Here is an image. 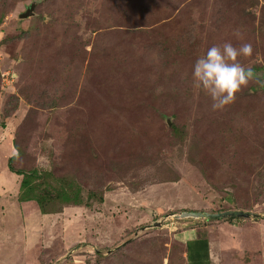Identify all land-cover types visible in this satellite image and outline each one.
I'll list each match as a JSON object with an SVG mask.
<instances>
[{
  "label": "rangeland",
  "instance_id": "obj_1",
  "mask_svg": "<svg viewBox=\"0 0 264 264\" xmlns=\"http://www.w3.org/2000/svg\"><path fill=\"white\" fill-rule=\"evenodd\" d=\"M1 15L0 264H121L138 251L135 264H186L179 236L194 226L225 244L218 264H264V0H0ZM226 41L252 45L236 59L253 79L212 110L192 65ZM14 146L15 169L113 189L90 212L37 215L4 176ZM207 208L259 217L211 231L200 226L218 222L189 216Z\"/></svg>",
  "mask_w": 264,
  "mask_h": 264
},
{
  "label": "trees",
  "instance_id": "obj_2",
  "mask_svg": "<svg viewBox=\"0 0 264 264\" xmlns=\"http://www.w3.org/2000/svg\"><path fill=\"white\" fill-rule=\"evenodd\" d=\"M2 17L3 15L0 16V21L2 20ZM255 75L260 76L262 75V72L259 71ZM11 128L12 123L7 124L5 127L6 131H10ZM180 131L181 130L176 127H171L172 134L181 141L182 134H180ZM3 136V134L0 135V143H2L4 138ZM14 149L15 152L6 161V168L9 173L19 177L16 189V199L18 202H34L37 210L42 215L60 214L66 207H83L85 210L90 212L95 205L103 203V193L113 189L109 186H105L103 188H84L77 180L76 176L71 173L55 175L49 169L41 171H37L35 169H15L11 163L21 154V151L16 146H14ZM133 244L134 242H128L125 246L120 248L118 252L128 255L130 251L127 249L131 246H135ZM194 244L195 248H192V246L189 245L184 246L186 264H194L196 260H198L197 262L199 264H201V260L203 261L202 264H209L206 242L201 239H197L193 242V245ZM198 244H200L199 247H197ZM59 255L60 254H58V256ZM95 257H99V255L95 254ZM142 257L143 255L141 252H132L131 255L129 254L126 257L121 256L123 261H120V263L135 264L131 259H137L139 261ZM200 257L202 258L200 259ZM161 259L162 258L159 257V260L155 264H161ZM52 261L53 260L51 259L48 263L51 264Z\"/></svg>",
  "mask_w": 264,
  "mask_h": 264
},
{
  "label": "clouds",
  "instance_id": "obj_3",
  "mask_svg": "<svg viewBox=\"0 0 264 264\" xmlns=\"http://www.w3.org/2000/svg\"><path fill=\"white\" fill-rule=\"evenodd\" d=\"M252 45L242 43L238 48L231 42L221 46L211 45L192 65L191 77L194 86L211 99L212 110L223 109L235 95L253 79V69L237 62L238 56H250Z\"/></svg>",
  "mask_w": 264,
  "mask_h": 264
},
{
  "label": "crops",
  "instance_id": "obj_4",
  "mask_svg": "<svg viewBox=\"0 0 264 264\" xmlns=\"http://www.w3.org/2000/svg\"><path fill=\"white\" fill-rule=\"evenodd\" d=\"M8 154V156H7V158L5 159V161H7V159L12 155V152H10L9 151V153H7ZM4 166H6V163L4 164ZM6 168V167H5ZM5 170V169H4ZM4 176H11V178H13L14 177V175L13 174H11V173H9L8 171H7V168H6V173H5V175ZM10 178V177H9ZM0 179H1V177H0ZM11 187H12V183H11ZM10 192H11V190H10ZM23 207H25L24 205H23ZM231 208V207H230ZM216 208H207L206 209V211L207 212H209V213H216L217 212V210H215ZM224 210H226V209H224ZM195 211V210H194ZM197 211H199V210H197ZM38 210H36L34 213L35 214H37L38 215ZM40 213V212H39ZM45 215H47V214H45ZM48 219H46V221H47ZM228 219H220L219 221L218 220H214L213 222H218L217 223V225H214L213 223H204L203 224V226H200V227H203V229L204 228H209L211 231H213L215 228H216V226H219L220 225V223H222L223 222V227H224V230L226 229V224L228 223L229 224V227H230V224H233V226H235L236 227V225H238V224H240V223H242V222H244V223H249V226L251 225V224H253V225H256L257 223H254L253 221H250L248 218H233V219H231V220H228ZM194 225V224H193ZM249 226H247V225H243L242 226V228H244V227H249ZM251 227V226H250ZM198 228V227H197ZM183 229H185V230H183L182 231V233H183V235H181L180 234V236L179 235H176V236H179V238H180V240H182V242H183V244H184V246H188V245H193V242L195 241V240H197V239H201L202 241H205L206 242V245H207V253H208V261H209V264H218V261H215L216 259L214 258V256H216V254H218V250H219V248L221 249V247H223L225 244H216L215 243V241L213 240V239H210V236H201V237H194L192 234L191 235H189L188 233H194L197 229H196V227L194 226V227H192V228H183ZM48 230H49V225H47V227L45 228V231L46 232H48ZM219 231V230H218ZM181 233V232H180ZM43 235H44V233H42V236L41 237H43ZM205 237V238H204ZM224 236H222V238H223ZM251 241V240H250ZM214 245H216V247H213ZM63 246H65V245H63ZM200 246V244H198L197 245V247H199ZM215 249V250H214ZM201 255H202V253H201ZM194 257H195V255H194ZM199 257V256H198ZM218 257H219V255H218ZM202 257H200V259H201ZM198 260H196L195 262H194V264L195 263H198L197 262ZM203 263V261L201 260V264ZM199 264V263H198Z\"/></svg>",
  "mask_w": 264,
  "mask_h": 264
},
{
  "label": "water",
  "instance_id": "obj_5",
  "mask_svg": "<svg viewBox=\"0 0 264 264\" xmlns=\"http://www.w3.org/2000/svg\"><path fill=\"white\" fill-rule=\"evenodd\" d=\"M34 5H35V1H31V3H29V5H27V7L25 8L24 11H22L18 17L19 18H27L29 16L33 15V9H34ZM264 87V86H262ZM167 120V124L169 125L170 122L168 119ZM188 214V213H187ZM190 217H194V218H202V219H209V220H219V219H233V218H257L259 217L258 214H252L249 212H245V211H240V210H226V211H222V212H216V213H208V212H191L189 213ZM159 222H154L152 223V225H147L146 227H155V226H159Z\"/></svg>",
  "mask_w": 264,
  "mask_h": 264
}]
</instances>
